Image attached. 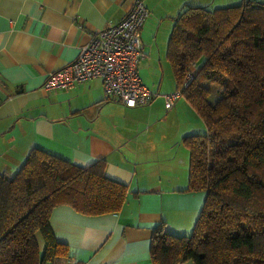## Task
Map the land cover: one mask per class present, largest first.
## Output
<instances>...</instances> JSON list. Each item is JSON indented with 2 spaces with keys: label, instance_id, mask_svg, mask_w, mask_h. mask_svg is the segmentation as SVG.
Masks as SVG:
<instances>
[{
  "label": "crops",
  "instance_id": "obj_1",
  "mask_svg": "<svg viewBox=\"0 0 264 264\" xmlns=\"http://www.w3.org/2000/svg\"><path fill=\"white\" fill-rule=\"evenodd\" d=\"M244 1L145 0L139 74L157 96L130 107L108 96L100 78L53 90L44 82L76 59L94 33L124 18L132 0H0V174L13 176L39 148L80 166L104 159L107 176L129 188L116 213L87 215L67 204L53 209L49 224L69 247L67 264H154L156 226L192 233L207 194L188 190L183 138L207 126L183 95L173 106L166 102L164 94L177 90L169 40L186 6ZM37 241L43 254L41 232Z\"/></svg>",
  "mask_w": 264,
  "mask_h": 264
},
{
  "label": "trees",
  "instance_id": "obj_2",
  "mask_svg": "<svg viewBox=\"0 0 264 264\" xmlns=\"http://www.w3.org/2000/svg\"><path fill=\"white\" fill-rule=\"evenodd\" d=\"M167 56L177 89L207 126L183 138L188 190L207 196L190 235L155 227L153 263L264 264V2L186 6ZM207 82L220 87L214 101ZM128 194L107 176L104 159L80 166L33 148L13 176L0 174V264H67L69 247L49 224L53 209L116 213Z\"/></svg>",
  "mask_w": 264,
  "mask_h": 264
},
{
  "label": "built area",
  "instance_id": "obj_3",
  "mask_svg": "<svg viewBox=\"0 0 264 264\" xmlns=\"http://www.w3.org/2000/svg\"><path fill=\"white\" fill-rule=\"evenodd\" d=\"M148 15L145 0H132L125 17L94 33L80 47L76 59L48 74L44 88H71L100 78L105 93L127 106L151 103L157 93L142 82L139 74V63L146 57L141 32ZM181 96L180 89L164 94L170 106Z\"/></svg>",
  "mask_w": 264,
  "mask_h": 264
},
{
  "label": "rangeland",
  "instance_id": "obj_4",
  "mask_svg": "<svg viewBox=\"0 0 264 264\" xmlns=\"http://www.w3.org/2000/svg\"><path fill=\"white\" fill-rule=\"evenodd\" d=\"M207 85L211 88V95H210V100L214 101L216 100V96L218 95V89L220 88L218 85L212 83V82H207ZM215 93V94H214ZM215 96V97H214ZM38 233V232H37ZM37 233H36V236H37Z\"/></svg>",
  "mask_w": 264,
  "mask_h": 264
}]
</instances>
